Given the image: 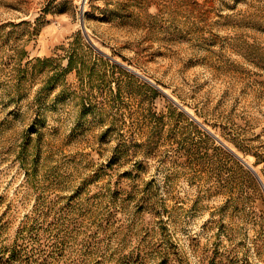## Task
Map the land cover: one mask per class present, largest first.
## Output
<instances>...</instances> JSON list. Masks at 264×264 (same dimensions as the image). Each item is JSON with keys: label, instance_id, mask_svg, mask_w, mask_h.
<instances>
[{"label": "rangeland", "instance_id": "1", "mask_svg": "<svg viewBox=\"0 0 264 264\" xmlns=\"http://www.w3.org/2000/svg\"><path fill=\"white\" fill-rule=\"evenodd\" d=\"M264 0H0V264H264Z\"/></svg>", "mask_w": 264, "mask_h": 264}, {"label": "water", "instance_id": "2", "mask_svg": "<svg viewBox=\"0 0 264 264\" xmlns=\"http://www.w3.org/2000/svg\"><path fill=\"white\" fill-rule=\"evenodd\" d=\"M240 157V156H239ZM240 159L253 171V173L256 175V177L258 178V180L260 181L262 187L264 188V182L261 179L260 175L258 174V172L255 170V168L248 163L244 158L240 157Z\"/></svg>", "mask_w": 264, "mask_h": 264}]
</instances>
